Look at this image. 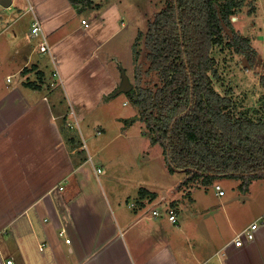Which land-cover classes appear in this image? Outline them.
<instances>
[{
  "label": "crops",
  "instance_id": "obj_1",
  "mask_svg": "<svg viewBox=\"0 0 264 264\" xmlns=\"http://www.w3.org/2000/svg\"><path fill=\"white\" fill-rule=\"evenodd\" d=\"M122 1L11 0L0 7V264H264V179L246 193L234 180L226 200L214 191L215 201L198 189L187 195L192 184L182 179L168 201L141 191L135 203L117 190L132 179L102 177L106 143L98 147L94 136L92 155L82 131L73 136L86 120L96 137L108 135L123 108L140 121L139 108L117 96L131 45L129 36L126 48L118 40L131 28ZM35 16L44 33L37 38ZM129 129L115 134L128 137ZM256 222L254 240L236 247L232 241Z\"/></svg>",
  "mask_w": 264,
  "mask_h": 264
},
{
  "label": "trees",
  "instance_id": "obj_2",
  "mask_svg": "<svg viewBox=\"0 0 264 264\" xmlns=\"http://www.w3.org/2000/svg\"><path fill=\"white\" fill-rule=\"evenodd\" d=\"M240 11L237 0H167L144 36L149 71L160 83L137 85L129 97L168 168L186 173L184 184L237 180L246 193L264 179V94L254 106L245 92L235 94L229 76L221 79L215 53L226 44L248 66L259 64L251 39L234 27Z\"/></svg>",
  "mask_w": 264,
  "mask_h": 264
},
{
  "label": "rangeland",
  "instance_id": "obj_3",
  "mask_svg": "<svg viewBox=\"0 0 264 264\" xmlns=\"http://www.w3.org/2000/svg\"><path fill=\"white\" fill-rule=\"evenodd\" d=\"M237 1L241 3V11L236 17H233L236 20L232 19L234 20V27L238 33L250 38L253 48L260 51L262 54V48L260 49L259 40L261 29H263L264 35V0ZM166 3L167 0L122 1L121 8L129 17H125V22H128L131 28L124 30L122 34L126 32L129 33L125 34L123 37H118V40L123 38L122 40L125 45L124 48L127 47V36L130 37L131 45L133 42V45H130L125 51V55L128 54L125 58V66L129 74L127 76H129L133 85L132 90L135 89L137 85H140L143 88L155 89L160 83L159 75L154 71H149L150 61L147 56L148 50L145 44L146 40L144 36L149 29L150 23L162 11V9L166 6ZM250 12L252 13L251 15ZM116 42L117 41H113L110 44L113 49H115ZM116 49L120 51V47L118 45L116 46ZM219 49H216L215 53L216 60L218 62V70H220V73L222 74L221 79L228 75L235 94L240 95L241 92H245L246 96L250 97L249 104H252L253 106L256 105L257 99L264 94V87L261 80L264 79V60H262L259 56L261 61L259 60V64L252 68L248 66L247 61L242 60L236 54L234 55L233 49L226 44L223 46V50L220 49L222 54H220ZM262 55L264 57V54ZM215 85L219 91H224V89L220 86L219 80H215ZM117 96L130 99L128 93H120L117 94ZM131 107L135 109V105L131 104ZM128 110H130V108H123L121 110L123 115L118 122L114 120L118 118V113L113 115L114 118L112 117L110 122L114 124V127H108V135L103 136V134H101L99 137H96L95 132L98 129H95L96 126H94V122L92 120H86L85 126L87 129L82 122L80 124V128L77 126L78 124H75L72 134L73 136L76 135L77 138L78 136L80 138L82 131V135L85 139H87L89 145V152L86 151V153H90L92 155H95L97 151V147H93V145H91L92 142L90 141L94 136L100 140L99 143L95 141L98 147L106 143V149L101 152V155L104 158V173L102 174L104 181L109 177V175H114L111 181L115 178V176L120 179L130 178L132 179L130 185L127 184L128 182H123L124 185L117 190L131 195V199L133 195L134 197L135 195L140 196V194H142L141 191H147L146 193L150 191L151 193L149 194H158L160 196L159 199L161 200L163 198L164 202H166L170 199V197L173 198L177 195L178 192H176L175 186L180 185L181 181L186 179L187 175L182 171L172 172L168 168L163 148L160 145L151 144L150 137L147 134L146 125H144L141 121L134 119V117L131 116V110L129 112ZM123 126L130 128L127 132V135L129 136H116L115 133L118 131V128ZM110 132L113 133L111 134ZM148 143L150 146L147 145ZM95 160L97 162H101L100 156L96 155ZM218 184H220L224 190L227 191L226 197L219 196L220 198H224L226 200L228 194L230 195L231 193L233 185L235 184L234 180H219L208 186H195V184H192V187L187 188L186 190L187 195L189 194V189L192 191L198 189L196 193L202 198H214L215 201L216 197H214V194L217 192L215 186ZM134 186H137V189H135ZM171 191L175 192L172 193ZM139 196H137L136 200ZM133 202L135 201L133 200ZM176 219L178 220L177 217Z\"/></svg>",
  "mask_w": 264,
  "mask_h": 264
},
{
  "label": "built area",
  "instance_id": "obj_4",
  "mask_svg": "<svg viewBox=\"0 0 264 264\" xmlns=\"http://www.w3.org/2000/svg\"><path fill=\"white\" fill-rule=\"evenodd\" d=\"M29 10L34 13V7L33 6H29ZM235 20V18H234ZM84 23L86 24V21H84ZM41 35H44L43 33V28H42V24L40 23V21L36 18L34 19V22L32 24V29H31V36L33 38H37ZM48 51H50V49H48ZM97 174H101L102 170L101 168H97L96 170ZM215 189L217 191V194L219 196H224L225 195V191L223 190L222 186L220 185H216ZM159 213L155 211V215H158ZM169 219L172 222H176V215L173 211L169 212ZM259 224L254 223L252 224L250 227H248L247 229H245L243 232L239 233L236 238L232 241V243L236 246V247H242L244 245L245 240L247 239L248 241L250 240H254L255 237V231L257 230ZM246 238V239H245ZM67 243H70V240H66ZM44 246L42 245L41 248H43ZM9 264L12 263V261H8Z\"/></svg>",
  "mask_w": 264,
  "mask_h": 264
},
{
  "label": "water",
  "instance_id": "obj_5",
  "mask_svg": "<svg viewBox=\"0 0 264 264\" xmlns=\"http://www.w3.org/2000/svg\"><path fill=\"white\" fill-rule=\"evenodd\" d=\"M11 5V0H0V7L9 8ZM224 28L226 33L231 34L229 28L224 24ZM133 86L127 76L126 72L122 70V81L120 84L119 89L117 90L118 93H128L131 92Z\"/></svg>",
  "mask_w": 264,
  "mask_h": 264
},
{
  "label": "clouds",
  "instance_id": "obj_6",
  "mask_svg": "<svg viewBox=\"0 0 264 264\" xmlns=\"http://www.w3.org/2000/svg\"><path fill=\"white\" fill-rule=\"evenodd\" d=\"M234 19V18H233ZM236 20V19H235ZM234 21V20H233ZM218 185H220V184H218ZM221 186V185H220ZM224 190V189H223ZM225 191V190H224ZM257 223V222H256ZM258 224H259V222H258Z\"/></svg>",
  "mask_w": 264,
  "mask_h": 264
}]
</instances>
